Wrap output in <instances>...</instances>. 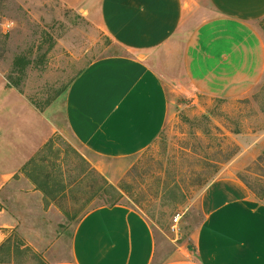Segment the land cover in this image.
<instances>
[{
  "label": "crops",
  "instance_id": "1",
  "mask_svg": "<svg viewBox=\"0 0 264 264\" xmlns=\"http://www.w3.org/2000/svg\"><path fill=\"white\" fill-rule=\"evenodd\" d=\"M97 19L123 51L99 59L71 84L64 121L91 155L120 160L146 151L169 115L167 86L190 85L215 98L242 97L264 77V0H72ZM39 111L0 75V196L56 134ZM203 220L193 250L158 262L154 227L123 205L90 211L78 223L70 260L52 264H264V200L230 174L202 193ZM16 227L0 207V239Z\"/></svg>",
  "mask_w": 264,
  "mask_h": 264
},
{
  "label": "rangeland",
  "instance_id": "2",
  "mask_svg": "<svg viewBox=\"0 0 264 264\" xmlns=\"http://www.w3.org/2000/svg\"><path fill=\"white\" fill-rule=\"evenodd\" d=\"M198 1L205 18L214 17L205 1ZM73 5L72 0H0V75L47 111L57 130L37 165L23 170L0 196V207L16 223L0 239V264L70 260L78 223L90 211L116 203L148 218L160 262L177 248L193 250L203 220L199 200L216 179L232 174L263 201L264 77L234 99L169 84L164 130L131 158L100 159L72 138L64 121L71 84L93 62L123 53L97 19ZM255 27L264 37V19Z\"/></svg>",
  "mask_w": 264,
  "mask_h": 264
},
{
  "label": "trees",
  "instance_id": "3",
  "mask_svg": "<svg viewBox=\"0 0 264 264\" xmlns=\"http://www.w3.org/2000/svg\"><path fill=\"white\" fill-rule=\"evenodd\" d=\"M8 82H9V84H10V86H13L14 88H16V86L15 85H13L12 83H11V81H9L8 80ZM50 144V143H49ZM49 144H46L45 146H48ZM40 154H38L37 156H39ZM36 156V157H37ZM36 157L34 158V159H32L25 167H24V169L23 170H25V169H27V167H33V166H35V165H37V159H36ZM27 174V173H26ZM27 177H28V179H30L35 185H39V183H38V181H37V179H35V177L34 176H32L31 174H28L27 175ZM117 205H119V204H113V205H108V207H112V206H117ZM2 249V248H1Z\"/></svg>",
  "mask_w": 264,
  "mask_h": 264
}]
</instances>
